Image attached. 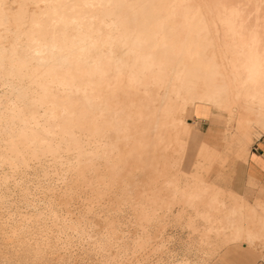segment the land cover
<instances>
[{"label": "bare ground", "instance_id": "6f19581e", "mask_svg": "<svg viewBox=\"0 0 264 264\" xmlns=\"http://www.w3.org/2000/svg\"><path fill=\"white\" fill-rule=\"evenodd\" d=\"M13 1L17 5L0 0L8 5L0 8V203L9 201L10 178L29 167L44 176L42 182H66L71 197L111 175V189L120 188L122 200L139 210L135 217L142 221V234L133 240L145 247L150 235L147 177L161 176L164 182L174 181L172 198L182 212L189 205L196 213L191 218L205 221L202 227L195 219L188 221L197 233L198 250L212 257L243 239L255 247L263 234L254 228L255 221L264 226L255 204L192 173L187 174L196 181L181 179L180 185L181 176L172 172L175 165L155 162L184 150L185 113L197 104L226 111L228 125L235 122L246 138L253 125L264 128V0ZM245 154L238 147L236 156ZM16 186L19 201L33 204L25 180ZM64 196L59 199L68 203ZM42 219L35 225L38 230L45 226ZM7 222L0 221V235ZM119 230L106 231L104 249L121 236ZM24 236L10 240L31 262H43L53 252L49 239ZM129 242L119 244L116 254L129 250Z\"/></svg>", "mask_w": 264, "mask_h": 264}, {"label": "rangeland", "instance_id": "374dc122", "mask_svg": "<svg viewBox=\"0 0 264 264\" xmlns=\"http://www.w3.org/2000/svg\"><path fill=\"white\" fill-rule=\"evenodd\" d=\"M10 3L14 6L17 5L16 2H14L13 0H10ZM222 61L225 62L226 59L223 58ZM190 108L191 110L185 113L186 122L184 125V132L182 134L181 139L182 142H185L184 150L182 149L183 151L181 150V152L178 150V148L175 152L173 151V154L176 155L172 159H167L163 162L160 161L155 163L162 166L170 165V163L172 165H175L172 169V172L176 177L181 176L179 177V180L181 181L180 185L183 184V181L194 183L196 181V175L192 176L188 174L194 170L195 164L199 159V148L207 138L211 137V140L213 141V143H215L216 148L218 149L220 158H215L210 168L204 171V175L207 178V181H216L218 185L224 188H230L234 192L243 195L248 200V197L241 193V191L244 193V190L242 189L258 188V185L256 183L250 182L249 180L245 181V179L243 178V173H245L246 171V164L248 162L249 156L254 153L261 152L264 149V146H262V144H264V141H261L260 137L258 136V133L260 131H264V128L258 125H253L252 128H250L253 134H251L250 138H246L236 129L235 122L232 121L228 125L229 116L226 111H221L213 108L212 106L203 104H197L195 107ZM187 131L189 132L188 138L186 139L185 133ZM253 136L256 137L254 144L250 142ZM173 143L171 144V146L173 145L172 148H174L175 146V142ZM238 147L240 149H243L244 153L249 148L247 158L234 156V153L238 149ZM256 147H258V150L255 149ZM179 154L180 156L182 155L181 158ZM104 165L105 164H103V169L105 167ZM29 168L30 169L27 173L23 175L17 174L16 177L12 179L10 178V191L8 193V196H6V200L9 201L6 204H3L2 202L0 203V221L7 222L9 220L10 222H7L6 224V226H8L6 227V233L3 234L4 236L0 235V262H7V264H12L13 261H16L15 263H17L18 260H20L21 263L23 262V264H29L32 258L25 257L22 254L23 251L17 249L15 243L13 244L10 240L12 237L14 239H17L20 236H24V234H28L26 235V237H24L29 240L31 239V241L35 238L41 237L47 238L49 239V241H51V247H49V249H53V252L49 251L50 253H46V257L43 260L42 264H61V262L63 261H68L70 262V264H108V262H114L115 260H124L123 264H164V262L166 261L170 264L171 261L176 259H183L187 261L199 260L202 262H207V264H209L215 257L219 255L220 252L246 251L248 249L258 253L259 257L263 259L262 262L264 264V242H262L264 241V226L262 225L261 220L255 221L256 225L254 226V228L256 229V231L261 230L260 234L263 233L262 235H260L261 237L259 236V239H257L258 237L256 238V242H258L256 243L255 247L247 248L244 245L245 241H243V239L240 240V242L237 241L235 243H232L231 245H227L223 248H220V251L217 252V254L215 253L212 257H209L208 255H205V253H203L202 251L198 250L196 248L197 246L195 245L196 243H194L193 241L196 239L197 233L192 229L191 226H189L188 221L190 219H195L194 222L200 227L203 226L202 222L204 224L205 221L203 219H200V217L198 216L197 218H191V216L194 215L192 213H195V211H192L193 208L189 207V205L186 206L182 204L184 206L181 208H185L184 211L186 212L187 216L190 217L188 218L185 212H182V210L180 209V205L174 203V199L172 198L175 197L174 187H172L174 186V181L170 182L171 184L169 182H164V177L160 176L158 178L159 180L154 179V182V180H152L153 178L147 177V179H151L147 185L149 191L148 193L150 194H148V198L146 200V204L148 205L146 208L150 210V212L147 213L146 219L148 226V234L150 235L147 238V246L144 244L145 247H139V245L137 246V243H135L136 240H133L134 238L138 239L139 236L142 234V227L140 225L142 221L140 220V222H137L139 221V219L138 217H135L137 216L136 213L139 210L135 209L137 207H132L131 203L128 200H122L124 196L122 195L120 188L114 187L111 189V187H113V184L111 186V183L109 182L110 180H113V178L110 177L111 175H104L105 179L103 178V180L105 181H103L100 186L98 184L99 179H96L97 181L94 188L88 185L86 186V190L84 191V193H82V195L76 194L75 196L73 195L71 197L70 194H66V182L62 180V183V181L57 178H52L50 179L51 181L45 178L44 182H42L44 176L41 177V173L39 172V175L38 171L33 169V167ZM174 169H176L175 172ZM177 171L178 173H176ZM180 171H184V174H182ZM4 174H6V171L2 173V175ZM149 175V177L153 176L152 169H149ZM172 175L171 177H175ZM23 179L25 180L26 193L31 199H36L33 200L34 203L30 204V206L25 202L19 201L21 195L19 194L16 185L17 182H20ZM181 179H183V181ZM54 180L56 182H54ZM40 182L44 185L50 184L49 189L47 187L38 188L37 186ZM106 182L109 183V186L105 185ZM151 186H153L154 188ZM108 189H110V191ZM51 190L53 191L51 192ZM64 195H70L69 197L67 196L69 204L66 202H63V204L60 200L63 199L62 197ZM230 198L234 200L237 199L235 197ZM258 200L259 198L256 197L255 200L252 201V204H255L257 206H255L256 210H258L256 211L257 214L262 212L264 215V209L258 207L260 206V204L257 205V203H255V201L257 202ZM11 202L13 204H10ZM169 202H171V204ZM50 204L52 206V214L47 211V208ZM186 210L189 212H187ZM178 212H181V214L184 216H182V218H178ZM262 213H260V216H262ZM39 216H42L43 219H41L45 224V226L41 230H38L39 228L37 229V227L35 226L38 220L41 221V219H38ZM185 216L188 219H186ZM115 227H118L121 230H119V235L121 236L113 239L112 242H117L119 240L122 241L125 238L127 242L130 241L129 250L133 248L132 250H125V252L122 251V253L116 254L115 251L118 248L117 246H119V244L124 245V243H126V241L124 240L122 242L119 241V243H117L118 245L116 244V242H113L114 244L112 243L110 245L108 251L106 250V248H103V246L105 247L104 244L106 240V231L109 229L113 230ZM137 233H139V236H137ZM46 234L48 235V237ZM5 236L6 240L3 239V237ZM49 237L54 238L50 240ZM8 239L10 240V242ZM131 239L133 241L132 244ZM134 243L135 246L133 245ZM233 245H235V247L232 248ZM136 246L138 248H135Z\"/></svg>", "mask_w": 264, "mask_h": 264}, {"label": "crops", "instance_id": "0c3cea01", "mask_svg": "<svg viewBox=\"0 0 264 264\" xmlns=\"http://www.w3.org/2000/svg\"><path fill=\"white\" fill-rule=\"evenodd\" d=\"M209 138H207L199 148V159L195 164L194 170L191 173L200 178L205 179V182L209 185L222 189L230 195L233 194L235 196H242L244 199L247 200L246 197L234 192L232 189L224 188L218 185L216 181H207V178L204 175V171L210 168L215 158H220V154L218 153V149L216 148L215 143H213L211 137ZM255 149L258 150V147H256ZM248 153L249 148L247 149L246 154L244 156L239 157L247 158ZM234 154V156L236 157V151ZM243 176L245 181L249 180L250 182L256 183L258 185V188H244L242 189L244 190V193L242 191L241 193L246 195L251 203L253 200H255L256 197H258L260 201L264 202V149L261 152L254 153L249 156L248 162L246 164V171L245 173H243ZM244 245L247 248L250 247L245 242ZM233 247H235V245H233L232 248ZM262 260L263 259L259 257L258 253L248 249L246 251L220 252L219 255L215 257L209 264H263Z\"/></svg>", "mask_w": 264, "mask_h": 264}, {"label": "snow or ice", "instance_id": "6c2138e0", "mask_svg": "<svg viewBox=\"0 0 264 264\" xmlns=\"http://www.w3.org/2000/svg\"><path fill=\"white\" fill-rule=\"evenodd\" d=\"M0 8L7 9L8 8V5L0 4ZM261 75L264 76V62L261 63ZM258 135L260 137V140L261 141H264V131H260L258 133ZM255 139H256V137L253 136L251 138V141L250 142L254 144ZM262 146H264V144H262ZM202 151H203V149H202ZM260 207L262 209H264V202L261 203ZM145 212L146 213H149L150 210L146 208L145 209ZM262 218H264V217H262ZM0 264H7V262H0ZM13 264H15V262H13ZM29 264H42V262L35 261V262H29ZM61 264H70V262L63 261V262H61ZM108 264H123V262L117 260V261H114V262H111L110 261V262H108ZM164 264H169V262L166 261V262H164ZM170 264H207V262H202V261H199V260H196V261H187V260H183V259H176V260L171 261Z\"/></svg>", "mask_w": 264, "mask_h": 264}]
</instances>
